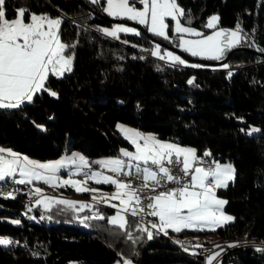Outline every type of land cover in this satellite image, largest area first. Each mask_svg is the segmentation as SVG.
<instances>
[{
	"label": "trees",
	"instance_id": "16d2710c",
	"mask_svg": "<svg viewBox=\"0 0 264 264\" xmlns=\"http://www.w3.org/2000/svg\"><path fill=\"white\" fill-rule=\"evenodd\" d=\"M86 1L103 12V2ZM177 1L185 10L182 20L203 32L209 31L208 17L217 13V26L239 24L241 35L247 34L238 46L264 48V0ZM20 8L61 16V39L76 47L69 50L72 70L48 82L58 96L41 92L19 108H0L1 146L41 160L73 150L90 158L115 155L131 146L117 130V123L125 122L193 146L199 157L231 161L235 178L217 194L226 199L234 220L213 232L181 231L191 244L179 245L153 228L149 240L138 228L145 225L126 213V229L109 224L115 213L109 206L99 213L102 220L68 222L63 219L69 211L59 204L45 209L34 203L28 218L24 196L0 197V235L13 241L0 245V264H112L127 258L136 264H203L200 248L218 241L242 243L227 251L221 264H264V248L250 243L264 241V56L237 50L225 62L228 68L184 66L153 56L154 42L142 32L122 34L127 42L105 35L97 26L112 22L81 0H6V17L16 18ZM54 113L62 120L53 119ZM252 126L258 131L250 133ZM60 188L67 196L79 194L68 185Z\"/></svg>",
	"mask_w": 264,
	"mask_h": 264
},
{
	"label": "snow or ice",
	"instance_id": "6c2138e0",
	"mask_svg": "<svg viewBox=\"0 0 264 264\" xmlns=\"http://www.w3.org/2000/svg\"><path fill=\"white\" fill-rule=\"evenodd\" d=\"M99 2L100 0H91L93 4ZM5 3L6 0H0V108H19L26 102H33L34 97L41 92H48L54 97L58 96L55 91L51 90L48 82L51 77L61 78L66 72L72 70L74 54L69 50L76 47L75 44L65 43L61 39L62 18H51L48 14L29 13L28 9L20 8L17 18L8 19L4 10ZM137 3L143 7L138 8ZM103 10L110 17L126 19L143 25L154 36L164 39H168V33L174 30L181 34L179 47L193 57L220 60L228 50L238 46L241 40L247 38V34L241 35L242 29L239 24L235 30L221 29L211 35H204L191 26H184L180 18L185 17V10L179 6L177 0H106V7ZM26 13H28L29 22H25ZM165 18H170V21L166 23ZM171 21L175 22L174 25ZM218 22L219 17L213 15L204 27L216 28ZM185 23L190 25L191 20L186 19ZM97 28L105 35L117 39H119L118 33L141 35L138 29L123 24L113 25L111 30L99 26ZM183 34L200 38L184 39ZM159 48L160 46L157 45L156 50L151 54L160 56ZM258 50L264 52V48ZM166 56L175 63L181 65L187 63L181 56L174 55L170 51L166 52ZM164 58L160 56V59ZM191 67H202V65L192 64ZM222 67L228 68L229 65L224 64ZM188 83H193V80H189ZM117 128L124 133L136 149L135 152L121 149V155L128 157L129 161L142 162L144 165L150 162L151 165L156 166L157 170L149 167L141 168L140 163L132 165L120 158H110L93 163L108 168L116 174L117 178L91 172V174L84 173L86 176L84 181L65 179L60 181L61 186L72 185L77 192H95L96 189L90 190L80 185L86 184L89 179H94L96 183L113 184L117 191L112 194V198L120 200L123 205L122 212L136 216L139 212L150 209L147 215L158 218V222H150L151 228L164 232L165 235L168 234L166 229L179 233L185 228L203 230L202 226L205 225L215 230L216 227L234 220L232 216L222 211L227 201L219 199L215 191L218 188L227 187V182L234 179L235 169L231 164L221 165L219 162H214V166L207 168L194 167L202 162L194 149L182 147L176 143L162 142L155 136L144 135L121 124H117ZM252 131L258 130L252 129ZM140 141L143 143L141 144ZM209 155L208 152L204 153V156ZM165 161L168 165L173 163L181 165V171L184 176L190 175V181L179 187L169 188L146 197L147 204L141 206V199L137 193L142 189L128 191L131 189V182L118 179L119 175H131L124 169L135 167L136 174L143 177V187H149L148 181H151L153 192L165 181L179 185L182 177L174 175L172 170L165 166ZM68 164L76 165V172L72 173L75 175L79 174L81 168L88 167L89 162L78 153H72L70 156L55 161L38 162L27 156H21L11 148L0 147V182H6L7 178H14L19 173L20 179L13 180L14 183L31 184L33 180H43L46 184H52L58 179L59 171ZM52 186L56 185L52 184ZM41 191L40 188L35 189V193H41ZM7 195L12 196V193H7ZM52 199L45 197L46 205ZM93 199L95 200L96 197L94 196ZM55 202L69 208H75L76 204L80 203L70 200H56ZM36 203H41V200H37ZM88 206L80 203L81 209ZM111 206L117 207L115 204ZM29 211H31L30 208ZM94 218L104 219L102 215H96ZM11 223L19 224L20 221L13 220ZM108 223L120 229H126L129 222L121 212H117L115 216L108 218ZM138 228L142 232H147L149 240L153 238V233L148 228L139 225ZM127 235L131 239V233L127 232ZM12 243L13 241L8 238L0 237V245L7 246ZM177 243L183 242L177 241ZM229 246L234 247L235 245ZM213 259L215 256H210L208 264H212ZM124 264H132V261L124 260Z\"/></svg>",
	"mask_w": 264,
	"mask_h": 264
},
{
	"label": "rangeland",
	"instance_id": "374dc122",
	"mask_svg": "<svg viewBox=\"0 0 264 264\" xmlns=\"http://www.w3.org/2000/svg\"><path fill=\"white\" fill-rule=\"evenodd\" d=\"M90 2H91V0H89ZM101 2H103V4L101 5L102 6V10L104 9V7H106V0H100V2L99 3H101ZM177 3H178V1H177ZM179 4V3H178ZM179 6L182 8V6L179 4ZM137 7L138 8H142L143 7V5H140V4H138L137 3ZM103 13H105L104 12V10H103ZM35 14H37V13H35ZM106 15H107V13H105ZM38 15H40V14H38ZM213 15H217L218 16V14L217 13H214V14H211L209 17H208V19L210 18V17H212ZM109 16V15H108ZM57 17H59V18H62L61 16H56V17H52L51 16V18H57ZM17 18V17H16ZM181 19V23L182 24H184V26H191L192 28H195L196 30H198V31H200V32H202L204 35H211V34H213L214 32H216V31H219V30H221V29H224V30H235V29H227V28H223V27H219V26H217L216 25V28H213V29H209V31L208 32H203V30L202 29H200V28H198V27H196V26H194V25H192V24H190V25H188V24H186L185 23V21H183L182 20V18H180ZM170 21V18H165V22L166 23H168ZM208 21V20H207ZM26 22V21H25ZM174 21H171V24L172 25H174ZM117 24H123V25H125V26H128V27H132V28H136V29H138L140 32H142V29H140V27H138V26H135V25H133V24H131V23H128V22H122V21H120V22H118V21H116V22H112V24L111 25H104V26H102L101 28H109L110 30H111V28H112V26L113 25H117ZM145 27V26H144ZM146 28V27H145ZM147 29V28H146ZM143 33V32H142ZM122 34H131V33H118V36H119V39L120 40H124V41H126V39H124L121 35ZM144 34V33H143ZM180 35L181 34H178V33H176L174 30H172V33H168V39H164L163 37H159V36H157V37H159L160 39H162L163 41H166V42H168V43H170V44H172V45H174V46H176V47H178V48H180L179 47V37H180ZM183 37H184V39H199L200 37H196V36H192V35H190V34H183ZM117 39V38H116ZM127 42V41H126ZM157 45H159L160 46V48H159V52H160V56H164L165 58L163 59V60H165V61H168V62H171V63H174L173 61H171V60H169L168 58H167V56H166V52H172L174 55H179V56H181V58L182 59H184L186 62H188V63H193V64H197V65H202V67H209L210 65H207V64H204V63H195V62H192V61H190L189 59H187L186 57H184L183 55H181L178 51H176V50H174V49H172V48H169V47H167V46H165V45H163V44H160V43H155L154 42V45H153V47H152V51H155L156 50V46ZM181 49V48H180ZM182 50V49H181ZM190 54V53H189ZM191 55V54H190ZM160 56H156L157 58H160ZM198 58H201V57H198ZM201 59H205V58H201ZM224 64H228V63H224ZM224 64H221V66L222 65H224ZM224 68V67H223ZM52 118L53 119H55L56 121H60V120H62V115H58V114H56V113H54L53 115H52ZM117 124H121V125H123V124H126V125H130V124H127V123H125V122H118ZM133 126V125H132ZM252 129H257L258 130V127L257 126H252V128L249 130V132L250 133H253V131H252ZM117 130L118 131H120L118 128H117ZM255 132H257V131H255ZM123 135V134H122ZM124 136V135H123ZM123 149H125L124 147H123ZM16 153H19V154H21V156H27L29 159H32V160H35V161H38V162H49V161H55V160H59V159H62V158H64V157H66V156H70L72 153H78V154H80V155H82L88 162H89V165H88V167H91L92 166V164H94L93 162H95V161H98V159H102L103 157H113L112 155H101V156H97V157H95V158H90V157H88L87 155H85L83 152H81V151H79V150H73V151H71V152H69V153H65V154H63V155H61V156H59L58 158H54V159H47V160H41V159H38V158H34V157H31V156H29V155H27V154H22V153H20V152H16ZM200 160L201 161H203V158L202 157H200ZM205 161H207L208 162V160L206 159ZM210 162V161H209ZM211 162H212V164L214 163V162H219L220 164L221 163H226V165L227 164H231L232 166H233V168L235 169V173H234V178H235V175H236V168H235V165L231 162V161H223V162H221V160H219V159H215V158H211ZM96 164V163H95ZM98 165H100V164H98ZM196 166H202V167H205L202 163H200V164H198V165H196ZM84 168L85 167H83V168H81L80 169V172H79V174H75V175H72V173H74V172H76V165H73V164H68L67 165V167H65V168H63V169H61L60 171H59V173L57 174V176H58V179L57 180H54L53 182H52V184H55L56 186L54 187V186H52V184H46L45 185V183L43 184V183H41V180H33V182L30 184L31 186H32V188L34 189V191H35V189L36 188H40L42 191H41V193L42 192H44V191H46V189H49V190H53L54 191V193H55V195H53V196H50V195H44L43 197H41V198H39L38 200H41V203L40 204H42V206L45 208V209H50L52 206H53V203L56 201V200H70V201H77V202H80V203H84V204H87V205H89L88 207H84L83 209H81V207H80V203H77L76 204V206H75V208H69V214H70V216L68 217V218H64L63 220H66V221H68V222H71L72 221V218L73 219H76V220H74V222L75 221H77V220H79V221H83L84 220V218L85 217H89V216H96V215H101V214H96L95 213V211H94V205H93V203L91 202V201H89V200H94L93 199V197L95 196L96 197V199L94 200V201H107V202H103L104 204H107V203H110L112 200H113V198H112V194L113 193H115L113 190H111V189H109V188H105V187H102L99 183H93V182H95V180L94 179H89V180H87V183L86 184H81L80 185V187H87L88 189H96L97 191H95V192H93V191H86V192H78L79 194H77V195H75V196H65V198H61L60 197V192H62V190H61V184H60V181H62V180H65V179H71V180H74V181H84L85 179H86V176L84 175ZM205 168H207V167H205ZM100 169H102L100 172L103 174V175H105V176H110V174L108 173V168H104V167H102L101 165H100ZM106 169V170H105ZM93 172H97V171H93ZM89 174H91V173H89ZM16 177V176H15ZM113 177V176H112ZM16 178H18V177H16ZM114 178V177H113ZM17 180H19V178L17 179ZM234 180V179H233ZM233 180H231V181H233ZM231 181H228L227 182V185L231 182ZM126 182V181H125ZM25 184H28V183H25ZM67 186V185H66ZM68 186H71V187H73L72 185H68ZM73 188H75V187H73ZM76 189V188H75ZM217 190V189H216ZM215 190V191H216ZM37 194H40V193H37ZM40 196H41V194H40ZM39 196V197H40ZM216 196L219 198V199H223V200H226L225 198H223L222 196H220V195H218L217 194V192H216ZM45 197H47V198H53L52 200H50L48 203H47V205H46V203H45V201H44V198ZM35 204H37L36 202H35ZM225 206H226V204L223 206V208H222V211L224 212V214H226V215H230V216H232L233 218H234V216L231 214V213H229L227 210H226V208H225ZM65 210H67V209H65ZM86 210V211H85ZM87 210H91V212L89 213ZM117 212H119V211H117L116 210V213ZM73 214V215H72ZM116 215V214H115ZM115 215H111L110 217H112V216H115ZM62 218V217H61ZM11 221H13V220H18L17 218H11L10 219ZM80 223V222H79ZM80 225L82 226V227H84L85 226V224L84 223H80ZM0 237H4V238H8V239H10L8 236H3V235H0ZM235 243H238V242H216V244H218L219 246V248L218 249H221V248H228V247H230L229 245H234ZM211 255H209V257H210ZM208 257V258H209ZM124 260H131L132 261V263L133 264H136L132 259H130V258H127V259H124ZM124 260H116L115 262H113L112 264H118V262H119V264H122L123 263V261ZM72 264H79V262H77V261H72ZM203 264H204V262H203ZM218 264H221L220 262L218 263ZM225 264H239V263H236V262H229V263H225Z\"/></svg>",
	"mask_w": 264,
	"mask_h": 264
},
{
	"label": "built area",
	"instance_id": "2783aa9c",
	"mask_svg": "<svg viewBox=\"0 0 264 264\" xmlns=\"http://www.w3.org/2000/svg\"><path fill=\"white\" fill-rule=\"evenodd\" d=\"M182 159V158H181ZM206 159L203 158V161L201 162L204 166L206 167H210L213 166V164L211 162H207L205 161ZM165 166L169 167L172 170V173L174 175L180 176L182 177L180 184H175L172 182H163V184L159 187H156L155 192L152 191V182L148 181L149 187H143L144 184V180L143 177L141 175H137L136 172L132 171L130 172L131 175H119L118 179L122 180V181H126V182H131L132 184L138 185V189H142L140 191H138V196L141 199V206L147 204V199H145L146 197H150L155 195L156 193L160 192V191H165L169 188H174V187H179L182 184H184L185 182L190 181V175L189 176H184V173L181 171V165H178L176 163H173L171 165H168L167 162L165 161ZM150 168L152 170H157L156 166H153L150 164ZM94 170H100V166L98 164H92L91 167H85L84 168V173H91ZM106 170V169H105ZM109 173L111 175H113L115 178H117L116 174L109 171ZM13 180H17L16 177L14 178H7L6 182H0V197H4V198H15V197H20V196H24V209H23V213L25 216L27 217H32V206L34 205V203L37 201V199L39 198L40 194L35 193L34 189L32 188V186L30 184H19V183H14ZM7 193H12V196H8ZM43 195H50L53 196L55 195L53 190H49L46 189V191H44ZM29 208L31 209V211H29ZM105 205L101 202L96 203V207H95V212L96 213H102L104 211ZM151 211L150 209H145L144 212H139L136 216H133L135 218H137L140 222H142L146 228H148L149 230L151 229V223H150V217L149 215H147V212ZM128 215H131L130 213H126ZM132 216V215H131ZM183 235H189V234H179V233H171L168 234V237L175 243V244H179V245H189L191 243H177V241H181L183 242ZM248 243V242H247ZM246 242L244 244H247ZM251 245H255L257 247H261L264 248V241H251L250 242ZM242 243H240L238 241V243H235L234 245H240ZM249 244V243H248ZM231 248L233 247H228V248H221V249H212V250H199V252L202 254L203 259H204V264H208V257L209 255H212L213 253H218V255L215 256V259L212 260V264H218L220 262V260L222 259L223 255L229 251ZM191 251H193V249H191Z\"/></svg>",
	"mask_w": 264,
	"mask_h": 264
},
{
	"label": "crops",
	"instance_id": "0c3cea01",
	"mask_svg": "<svg viewBox=\"0 0 264 264\" xmlns=\"http://www.w3.org/2000/svg\"><path fill=\"white\" fill-rule=\"evenodd\" d=\"M50 17H51V16H50ZM52 17H53V16H52ZM13 19H14V18H13ZM25 21H26V22H29L28 20H25ZM227 29H228V28H227ZM174 63H175V62H174ZM176 64H178V63H176ZM192 64H193V63H188V62H187L186 64H183V65H184V66H191ZM180 65H181V64H180ZM123 126L128 127V128H132V129H134V130H137V131H139L140 133H142V134H144V135H152V136H155L157 139L161 140L162 142L176 143V144H178L179 146L194 149L195 152H196L197 157L200 158V157L198 156V153H197L196 148L193 147V146H189V145L181 144L180 142H178L177 140H174V139H164V138H161V137L157 136V135H156L155 133H153V132H146V131H143V130H141L140 128L135 127V126H132V125H126V124H123ZM120 132H121V131H120ZM121 133H122V132H121ZM122 134L124 135V133H122ZM124 136H125V135H124ZM129 141H130V140H129ZM130 143H131V141H130ZM140 143L142 144L143 141H140ZM0 147L10 148V147H7V146H1V145H0ZM124 148H125L124 150L130 151V152H135V151H136L135 146H134L132 143H131V146H129V147L125 146ZM11 149H12V148H11ZM121 149H123V147H122ZM121 149H120V151H119L118 154L112 155L113 157H103L102 159H101V158L98 159V161H100V160H107V159H110V158H120V159L124 160L126 163H131L132 165H136L137 163H140L141 168H143V167H149V168H150V164H151L150 162H149L148 165H144L142 162L129 161V158H128V157H124V156L121 155ZM12 150H13L14 152H17V151H15L14 149H12ZM181 158H182V157H181ZM207 160L211 162V159H210V158H207ZM221 162H223V161H221ZM211 163H212V162H211ZM221 165H226V163H221ZM99 166H100V165H99ZM195 166H196V165H194V167H195ZM213 166H214V163H213ZM205 167H206V166H205ZM101 170H102V169H100V170H94V171H97V172L101 173V172H100ZM109 171H110V170H108V173H109ZM124 171H125V172H132V171L136 172L135 167H132V168H128V167H126V168L124 169ZM109 174H110V173H109ZM102 175H103V174H102ZM110 176H113V175L110 174ZM16 177H18V178L20 179L19 173L16 174ZM113 177H114V176H113ZM18 178H17V179H18ZM114 178H115V177H114ZM41 183L44 184V181L41 180ZM93 183H96V182H93ZM99 184H100L102 187L109 188V189L113 190L114 192L117 190L116 187H115V185H113V184H104V183H99ZM45 185H46V183H45ZM64 186H66V185H64ZM132 189H138V185H135V184H132V183H131V189H128V191H131ZM216 192H217V190H216ZM43 193H44V192L40 193L41 196H40L39 198H41V197L44 196ZM59 195H60L61 198H65V196H67V195L62 194V192H61ZM67 197H68V196H67ZM39 198H38V199H39ZM124 198L127 199L126 197H124ZM38 199H37V200H38ZM89 201H91V202L93 203V205L96 204V203H98L97 201H94V200H89ZM101 203H103V202H101ZM39 204H40V203H39ZM53 204H57V205H58V203H56V202H54ZM103 204H104V203H103ZM112 204H115L117 207H112V206H111ZM41 205H42V204H41ZM59 205H61V206L63 207V209H67V211H70L69 208H68L66 205H63V204H59ZM104 205H105V206L112 207V208L115 210V213H114L113 215L116 214V210L119 211V212H121L122 215L125 214V212H122L123 205H121L119 199H113L110 203H107V204H104ZM42 208H44V207L42 206ZM85 211H86V210H85ZM72 215H73V214H72ZM150 222H158V218H156V217H152V216H151V217H150ZM225 224H226V223H225ZM219 227H220V226L216 227L215 230L218 229ZM202 229H203V230H199V229H195V228H185V229H183L182 231H187V232H194V231H197V232H199V231L213 232V231H215V230H212L211 227L206 226V225H205V226H202ZM166 231H167L168 234H171V233H177V232L172 231V229H166ZM163 233H164V232H163ZM213 236H214L213 234H207V235H205L206 238H211V237H213ZM211 256H216V253H213ZM122 264H124V261H123ZM132 264H133V263H132Z\"/></svg>",
	"mask_w": 264,
	"mask_h": 264
},
{
	"label": "water",
	"instance_id": "95a60500",
	"mask_svg": "<svg viewBox=\"0 0 264 264\" xmlns=\"http://www.w3.org/2000/svg\"><path fill=\"white\" fill-rule=\"evenodd\" d=\"M82 3L88 8L90 9L93 13L101 16V17H104L105 19L111 21V22H128V23H131L135 26H138L140 27V29H142V32L147 36L149 37L153 42L155 43H160V44H163L169 48H172L176 51H178L181 55H183L184 57H186L187 59H189L190 61L192 62H195V63H204V64H207V65H210V66H217V65H221V64H224L225 62H227V60L229 59V57L231 56V54L237 50H248L250 52H253V53H256V54H259V55H262L264 56V52H260L254 48H250V47H247V46H236L234 48H232L231 50L228 51L227 55L220 59V60H212V59H201V58H198V57H193L191 56L189 53L187 52H184L183 50H181L180 48L166 42V41H163L162 39H160L159 37L157 36H154L152 33H150L143 25H139L137 24L136 22L134 21H130V20H126V19H116V18H113V17H110L108 15H106L105 13L103 12H100L98 10H96L94 7H92L86 0H81Z\"/></svg>",
	"mask_w": 264,
	"mask_h": 264
},
{
	"label": "bare ground",
	"instance_id": "6f19581e",
	"mask_svg": "<svg viewBox=\"0 0 264 264\" xmlns=\"http://www.w3.org/2000/svg\"><path fill=\"white\" fill-rule=\"evenodd\" d=\"M28 218H31V217H28ZM183 236H185V237H183V243H188V242H189V238L186 237V236H189V235H183ZM218 246H219L218 244L214 243V244H211V245H205V246H202V247L200 248V250H212V249H218V248H219Z\"/></svg>",
	"mask_w": 264,
	"mask_h": 264
}]
</instances>
